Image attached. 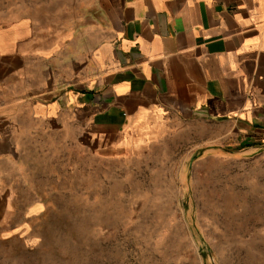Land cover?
<instances>
[{"label":"rangeland","instance_id":"1","mask_svg":"<svg viewBox=\"0 0 264 264\" xmlns=\"http://www.w3.org/2000/svg\"><path fill=\"white\" fill-rule=\"evenodd\" d=\"M89 1L0 0V28L28 18L53 45ZM23 136L0 155V264H264V143L197 120L113 152Z\"/></svg>","mask_w":264,"mask_h":264},{"label":"crops","instance_id":"2","mask_svg":"<svg viewBox=\"0 0 264 264\" xmlns=\"http://www.w3.org/2000/svg\"><path fill=\"white\" fill-rule=\"evenodd\" d=\"M79 17L49 46L28 18L0 28V90L17 93L0 155L22 132L113 152L191 120L264 143V0H90Z\"/></svg>","mask_w":264,"mask_h":264},{"label":"trees","instance_id":"3","mask_svg":"<svg viewBox=\"0 0 264 264\" xmlns=\"http://www.w3.org/2000/svg\"><path fill=\"white\" fill-rule=\"evenodd\" d=\"M202 255H203L204 259L207 260L208 253H207V250L206 249H203L202 250Z\"/></svg>","mask_w":264,"mask_h":264}]
</instances>
